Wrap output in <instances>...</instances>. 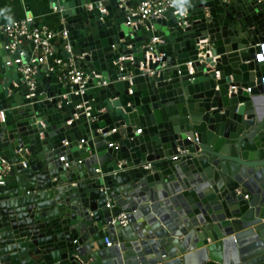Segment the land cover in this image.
Wrapping results in <instances>:
<instances>
[{
  "label": "water",
  "instance_id": "95a60500",
  "mask_svg": "<svg viewBox=\"0 0 264 264\" xmlns=\"http://www.w3.org/2000/svg\"><path fill=\"white\" fill-rule=\"evenodd\" d=\"M176 1L51 0L82 94L0 31V264L264 263V0Z\"/></svg>",
  "mask_w": 264,
  "mask_h": 264
},
{
  "label": "built area",
  "instance_id": "2783aa9c",
  "mask_svg": "<svg viewBox=\"0 0 264 264\" xmlns=\"http://www.w3.org/2000/svg\"><path fill=\"white\" fill-rule=\"evenodd\" d=\"M120 1L123 3L127 0ZM257 1L261 2L263 0ZM181 8L182 5L176 0H138L136 3L132 0V4L128 10L129 18L135 17L137 18V22L143 23L151 18L164 17L170 13H180ZM99 9L100 12L106 13V10L102 6ZM0 31L6 38L5 48L9 53H14L18 46H22L25 42L32 44L34 50L37 52L35 56L30 57L27 62L22 63L18 68L19 73L26 83L29 96L33 95V90L36 87V76L40 71L44 74H55L59 81L69 84L75 94H82L84 92L89 75L76 63L77 60L83 58V55L74 53L68 40V31L66 28L55 31L44 24L34 23V20L28 17L12 19L1 26ZM157 41V38H152L147 43V56L152 54L155 48L154 44ZM23 55H25V52L20 50L19 56ZM161 57L162 55L160 54L153 61L160 60ZM15 62H20V59H16ZM247 91H249L248 88ZM113 132H116L115 128L109 133ZM135 132L140 133L141 129L138 128ZM109 145L114 146L116 143L112 142ZM9 170L10 165L1 160L0 184H4ZM245 198H248L247 194H245ZM107 206L110 207L109 204ZM109 224H119L122 227L126 226L128 224L127 214L124 212L117 214L112 217ZM104 242L106 246H111L108 238L105 237ZM74 258L79 259L78 255H75Z\"/></svg>",
  "mask_w": 264,
  "mask_h": 264
},
{
  "label": "crops",
  "instance_id": "0c3cea01",
  "mask_svg": "<svg viewBox=\"0 0 264 264\" xmlns=\"http://www.w3.org/2000/svg\"><path fill=\"white\" fill-rule=\"evenodd\" d=\"M137 1L133 0L134 3ZM51 5V0H0V28L12 19L30 17L36 24H44L59 31L65 28L64 23ZM21 51H24L25 54L29 53V58L37 53L32 44L27 42L22 44ZM138 128V125L134 126L135 130Z\"/></svg>",
  "mask_w": 264,
  "mask_h": 264
},
{
  "label": "trees",
  "instance_id": "16d2710c",
  "mask_svg": "<svg viewBox=\"0 0 264 264\" xmlns=\"http://www.w3.org/2000/svg\"><path fill=\"white\" fill-rule=\"evenodd\" d=\"M207 264H217V263H214V262H209V263H207ZM262 264H264V263H262Z\"/></svg>",
  "mask_w": 264,
  "mask_h": 264
}]
</instances>
